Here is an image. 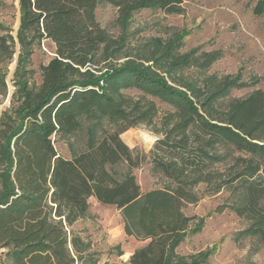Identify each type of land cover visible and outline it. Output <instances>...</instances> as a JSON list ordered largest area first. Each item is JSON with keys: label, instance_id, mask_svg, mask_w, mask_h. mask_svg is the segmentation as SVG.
<instances>
[{"label": "trees", "instance_id": "1", "mask_svg": "<svg viewBox=\"0 0 264 264\" xmlns=\"http://www.w3.org/2000/svg\"><path fill=\"white\" fill-rule=\"evenodd\" d=\"M18 2L20 62L43 40L54 43L56 56L41 66L40 86L17 82L19 104L0 118V264H99L93 243L74 228L88 217L90 198L121 211L127 234L146 242L130 264H212L211 252L178 253L194 221L185 208L198 201L201 185L237 198L232 209L249 220L237 241L264 245V90L224 103L241 87L239 77H185L190 65L207 69L219 56L180 55L175 40H155L145 63H119L123 43L116 46L97 20L101 4L116 8L127 26L144 9L183 15L184 0ZM253 13L264 17V0ZM0 48L8 52L4 37ZM166 63L173 85L155 70ZM156 100L171 110L161 118L151 164L169 183L143 192L134 170L146 158L121 136L156 125ZM80 133L84 145L69 141L71 158L61 156L56 140Z\"/></svg>", "mask_w": 264, "mask_h": 264}, {"label": "rangeland", "instance_id": "2", "mask_svg": "<svg viewBox=\"0 0 264 264\" xmlns=\"http://www.w3.org/2000/svg\"><path fill=\"white\" fill-rule=\"evenodd\" d=\"M258 0H184L183 15H167L160 10L144 9L133 14L127 26L118 20L117 9L101 4L97 9V20L107 31L116 46L123 43L119 63L135 60L145 63L155 40L173 41L175 53L193 56L203 53H218L219 59L209 68L202 69L194 64L183 74L199 83L206 76L239 77L241 87L231 91L224 103L233 98H243L251 92L264 90V17L256 16L253 8ZM20 26L18 0H4L0 8V44L6 38L9 46L4 53L0 48V118L3 112L14 109L19 102L15 96L18 81H27L31 87L42 83L41 66L49 63L56 54V47L50 40L36 42L29 57L20 62L22 53L17 35ZM13 38L14 42L11 41ZM120 50V49H119ZM126 56V57H125ZM104 65V63L102 64ZM101 65V66H102ZM153 66V63H148ZM158 68V69H157ZM156 72L171 83L167 63ZM130 95L137 94L128 91ZM159 116L154 127L140 125L125 132L123 141L137 153L145 156L143 164L134 174L143 192L162 188L169 181L153 171L151 151L161 137L159 132L162 116L171 110L165 103L156 100ZM152 130L156 135L151 142L140 136L142 128ZM69 141L76 149L86 141L84 133L72 139H57L55 146L64 158L72 156ZM198 201L185 208L187 216L194 218L191 233L178 248L184 256L211 252L212 264H264V245L255 238L236 240L238 232L249 225V220L238 216L232 209L237 198L228 191L209 194L201 185L195 189ZM88 217L75 225V230L93 243V249L100 255L99 264H130L128 255L146 242L136 233L127 234L123 213L112 206L99 204L90 198ZM199 232H192L198 228ZM1 254V251H0ZM6 264H11L4 260Z\"/></svg>", "mask_w": 264, "mask_h": 264}, {"label": "clouds", "instance_id": "3", "mask_svg": "<svg viewBox=\"0 0 264 264\" xmlns=\"http://www.w3.org/2000/svg\"><path fill=\"white\" fill-rule=\"evenodd\" d=\"M155 135L156 134L152 130H150L146 127L142 128L140 131L141 138H143L147 142H151L152 140H154Z\"/></svg>", "mask_w": 264, "mask_h": 264}, {"label": "crops", "instance_id": "4", "mask_svg": "<svg viewBox=\"0 0 264 264\" xmlns=\"http://www.w3.org/2000/svg\"><path fill=\"white\" fill-rule=\"evenodd\" d=\"M133 254V252L132 253H130L129 255H128V259H130V256Z\"/></svg>", "mask_w": 264, "mask_h": 264}]
</instances>
